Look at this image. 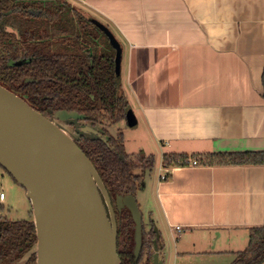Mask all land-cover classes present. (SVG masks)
Wrapping results in <instances>:
<instances>
[{
  "label": "crops",
  "instance_id": "1",
  "mask_svg": "<svg viewBox=\"0 0 264 264\" xmlns=\"http://www.w3.org/2000/svg\"><path fill=\"white\" fill-rule=\"evenodd\" d=\"M67 1L121 46L122 92L160 154L136 199L163 263L232 264L264 225V166L163 168L162 157L264 151V0Z\"/></svg>",
  "mask_w": 264,
  "mask_h": 264
},
{
  "label": "trees",
  "instance_id": "2",
  "mask_svg": "<svg viewBox=\"0 0 264 264\" xmlns=\"http://www.w3.org/2000/svg\"><path fill=\"white\" fill-rule=\"evenodd\" d=\"M97 22L67 0H0V85L14 94H27L45 109L81 114L92 125L115 127L125 122L130 107L115 75V51ZM102 131L108 145L84 138L76 145L94 166L114 205L116 193L135 195L141 190L153 159L142 154L138 160H130L120 130L113 138ZM192 160L206 166H264V151L163 155L162 167L185 166ZM116 222L120 264H138L131 253L129 214L116 215ZM152 239V232L145 233L143 228L142 246ZM35 245L32 218L7 221L0 216V264H12L25 255H29L26 264H35ZM145 250L151 264L149 245L142 247ZM263 261L261 225L248 230L247 247L236 254L232 264Z\"/></svg>",
  "mask_w": 264,
  "mask_h": 264
},
{
  "label": "water",
  "instance_id": "3",
  "mask_svg": "<svg viewBox=\"0 0 264 264\" xmlns=\"http://www.w3.org/2000/svg\"><path fill=\"white\" fill-rule=\"evenodd\" d=\"M96 26L115 51L114 70L119 79L121 46L106 26L98 22ZM125 123L137 127L131 109ZM103 129L76 112L39 113L0 85V168L24 191L30 204L35 264H120L116 215L121 212L130 216L131 253L134 263L139 261L143 210L136 199L138 192L116 193L113 206L94 166L76 145L80 138L108 145ZM149 173H144L141 190ZM150 224L154 235L151 264H164L163 239L153 216Z\"/></svg>",
  "mask_w": 264,
  "mask_h": 264
},
{
  "label": "rangeland",
  "instance_id": "4",
  "mask_svg": "<svg viewBox=\"0 0 264 264\" xmlns=\"http://www.w3.org/2000/svg\"><path fill=\"white\" fill-rule=\"evenodd\" d=\"M120 78L123 83L124 79L122 75ZM132 106L134 108V113L137 114L134 105ZM113 129L114 130L111 129L113 132L112 136H115L116 131L120 130L123 150L130 160H138L142 154L148 157L150 153H152L155 164H159L160 154L151 151L153 145L148 144V139H150V137L148 136V131L145 130L142 124L132 129L129 128L125 122H122L113 127ZM156 173L157 168L152 172V177H155ZM30 212V204L25 198L24 191L0 168V216L2 219L7 221H28L32 218ZM143 226L145 230H147L148 225L145 214L143 215ZM28 257L29 255H25L14 264H26ZM138 264H149L146 250Z\"/></svg>",
  "mask_w": 264,
  "mask_h": 264
},
{
  "label": "flooded vegetation",
  "instance_id": "5",
  "mask_svg": "<svg viewBox=\"0 0 264 264\" xmlns=\"http://www.w3.org/2000/svg\"><path fill=\"white\" fill-rule=\"evenodd\" d=\"M16 95L19 96L21 99H23L31 108H33L34 110H36L39 113H45L48 110V109H45L46 106L39 105L36 102H34V100H32L27 94H23L22 93L21 95L20 94H16ZM108 128H110V127L109 126H104V130L109 134ZM109 135L112 138L116 136V134H115V136H112L111 134H109ZM82 142H83V140L79 141L80 144H82ZM147 225H148L147 230H145V227L143 226L145 233L151 232V229H152V225L150 224V216L149 217L147 216ZM153 241H154V235H153V239L150 241L149 244H143V246H142V247H144V246L148 247V245H149V248H150V251H151V262H152V255H153ZM143 254H145V251H141L140 259L143 256ZM140 259H139V261H140Z\"/></svg>",
  "mask_w": 264,
  "mask_h": 264
},
{
  "label": "built area",
  "instance_id": "6",
  "mask_svg": "<svg viewBox=\"0 0 264 264\" xmlns=\"http://www.w3.org/2000/svg\"><path fill=\"white\" fill-rule=\"evenodd\" d=\"M190 165H192V166H197V162H196V160H192V161L190 162ZM165 178H166L165 175H161V176H160V179H161V180H164ZM175 231H176L177 233L181 232L180 227H176V228H175Z\"/></svg>",
  "mask_w": 264,
  "mask_h": 264
}]
</instances>
